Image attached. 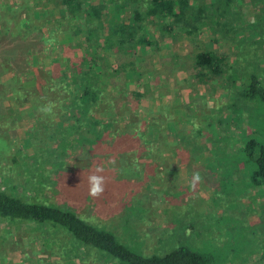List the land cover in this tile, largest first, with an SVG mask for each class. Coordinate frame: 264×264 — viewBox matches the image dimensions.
I'll use <instances>...</instances> for the list:
<instances>
[{"label": "trees", "instance_id": "trees-1", "mask_svg": "<svg viewBox=\"0 0 264 264\" xmlns=\"http://www.w3.org/2000/svg\"><path fill=\"white\" fill-rule=\"evenodd\" d=\"M137 1L131 7L128 0H0V121L13 116L15 106H23L34 117L36 132L28 138L32 152H24L26 159L20 160L29 176L22 188L34 191L36 199L0 188V219L27 227L16 241L7 240L5 250L33 241L34 228L41 226L51 232L44 236L48 247L61 233L76 252L98 248L123 264H210L207 254L184 245L163 254L131 250L102 226L121 208L116 206L121 197L115 193L116 181L109 179L99 198L88 193L91 168L102 165L107 176L119 173L124 161L139 162L142 168L154 140L167 144L164 133L151 137L153 126L165 132L167 124L162 116L142 115L144 90L133 87L134 79L126 75L137 69L136 63L123 60L119 52L134 56L140 46L152 45L148 23L156 24L162 36L176 27L189 34L204 18L211 20L216 8L226 17L232 2ZM111 8L118 11V20L105 22ZM66 35L77 39L66 40ZM195 63L211 73L221 70V58L211 48L198 50ZM259 92L264 98V88ZM42 107H51V112H41ZM243 149L253 163L250 182L263 185L264 143L251 139ZM17 159L14 154L13 161ZM144 172L151 175L150 169ZM104 200L106 208L99 206ZM10 233L6 231L7 238ZM73 256L65 253L64 259L71 264Z\"/></svg>", "mask_w": 264, "mask_h": 264}, {"label": "rangeland", "instance_id": "rangeland-1", "mask_svg": "<svg viewBox=\"0 0 264 264\" xmlns=\"http://www.w3.org/2000/svg\"><path fill=\"white\" fill-rule=\"evenodd\" d=\"M128 1L131 7L138 5L137 0ZM211 1L205 0V4ZM229 9L226 17L219 15L217 8L213 13L207 10L211 20L204 18L198 29L189 34L176 27L162 36L156 24L148 23V35L155 42L140 46L134 56L119 52L123 60L134 59L137 69L126 75L134 79L133 87L145 90L144 94L150 91L146 94L148 102L153 105V101L159 100L157 110L162 111L167 103L160 101L161 96H181L185 112L187 108L195 112L198 138L211 135L215 121V138L219 142L213 151L215 163L207 165L206 171L202 168L192 171L194 167L189 165L188 172H184L187 176L182 173L181 179L169 168L159 178L146 177L144 171L152 168L148 159L142 162V168L148 167L143 171L122 162L119 173L104 175L106 183L109 179L116 181L115 193L121 196L116 206L121 208L112 215L110 208L105 209L104 214L111 217L102 226L143 255L163 254L184 245L207 254L210 264H264V184L250 183V187L247 177L244 179L240 170H235L237 163L243 162L246 174H251L253 163L247 160L243 146L251 139L264 143V98L259 92L264 88V0H232ZM118 16V11L111 8L110 16L104 20L115 22ZM65 39L77 37L66 35ZM206 48L220 56V72L211 73L195 63V53ZM24 77L29 78L27 74ZM205 89L208 93L219 90L221 94H215V99L199 97ZM213 107L215 111L211 112ZM146 108L143 107L144 113ZM29 114L26 107L17 105L13 116L0 121V188L35 200L34 191L22 188L29 176L20 163L26 159L24 152H32L28 138L36 135L35 119ZM189 144L193 145L191 141ZM194 145L202 147L197 141ZM233 148L235 151L228 153ZM12 154H16L17 162ZM194 173H199V180L190 177ZM12 182L17 184L15 190ZM106 202L99 206L106 208ZM91 212L92 205L84 214L89 216ZM26 228L24 224L0 219V264H68L65 253L69 256L80 253L74 261L72 257L71 264L120 262L108 252L90 246L76 252L61 233L56 234L55 242L48 247L50 244L43 243L44 236L51 232L41 226L34 228L33 241L20 243L23 249L5 250L7 240L16 241L26 233ZM8 230L11 233L7 238Z\"/></svg>", "mask_w": 264, "mask_h": 264}, {"label": "crops", "instance_id": "crops-1", "mask_svg": "<svg viewBox=\"0 0 264 264\" xmlns=\"http://www.w3.org/2000/svg\"><path fill=\"white\" fill-rule=\"evenodd\" d=\"M208 92L209 91L205 89V91H203L202 94L199 95V97L203 96L207 99H210L212 97L215 99V94L217 96H220L219 94H221L219 90H216L212 93H208ZM149 93L150 91L148 90V92L141 97V104L143 105V107L144 106L147 107V112L142 115L147 117V119L160 118L162 116V120L167 124L166 130L165 132H163L164 139H166L165 143L167 144L160 145L158 143L159 142L158 140H154V143L156 144L153 145L152 148L150 149L149 156L142 159V162L147 161L148 159L149 165L152 167L150 169L151 176L153 175L155 178L156 177L159 178L161 173L163 171L166 172L165 169L169 168L172 172L179 174L178 176L181 179L182 173H183V177L187 176V174L184 175V172L187 171L189 165L194 167L191 169L192 171L195 168L197 169L202 168L203 170L206 171V166L210 165L211 163H215L216 160L213 151L214 149H216V145L219 142H217L218 137L215 138V121L213 122L212 125L213 127L212 134L200 139L198 138V131H199L198 122L195 119V116H193L195 112L192 109L188 110V108L187 111L185 112V110L183 109L184 105L181 103L183 101V98L181 96H178V98L172 97L173 95L168 98H166V95L161 96L160 101L165 102V104L167 103L165 110L161 111V110H157V104L159 100H157L156 102L153 101L154 103L153 105L147 101L146 94ZM199 97L197 96V98ZM189 111L191 113L190 116H188ZM213 111H215L214 107L211 109V112ZM227 112L228 110H225L226 116H227ZM151 130H152L151 131L152 138H158V136L161 135V132H159L158 130L153 128H151ZM232 133L236 134L235 132ZM189 141H191L193 145H190ZM196 141L197 144L202 146L201 148H197V146L194 145L196 144ZM235 149L236 148L228 149V153H233ZM124 162L128 163L126 161ZM128 164L132 166L136 165L135 167L137 170L139 168V162L137 163L133 162ZM134 169L135 168H133V170ZM235 170H240L243 178L245 179L247 177L246 179L247 183L250 187H252L250 184L251 183L250 180H248V176L250 175V173L248 172L246 174L245 172V164L243 162H238L237 165L235 166ZM193 176L194 175L192 174L190 177ZM18 248L17 247L13 248V250L10 251L14 252L23 249V247L21 246H19ZM28 248L29 247H27V249ZM28 250L31 251V248H29ZM75 259H73V261Z\"/></svg>", "mask_w": 264, "mask_h": 264}, {"label": "clouds", "instance_id": "clouds-1", "mask_svg": "<svg viewBox=\"0 0 264 264\" xmlns=\"http://www.w3.org/2000/svg\"><path fill=\"white\" fill-rule=\"evenodd\" d=\"M39 110L45 114H48L51 112V107H42ZM104 170L105 169L102 165H98L90 172L87 177L88 193L93 198H99L105 190L106 178L104 175H102ZM194 179H200L199 173H194Z\"/></svg>", "mask_w": 264, "mask_h": 264}]
</instances>
